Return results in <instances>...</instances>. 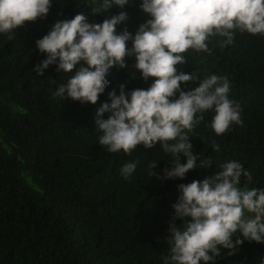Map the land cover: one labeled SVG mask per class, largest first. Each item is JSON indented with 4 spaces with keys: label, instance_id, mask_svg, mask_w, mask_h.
<instances>
[{
    "label": "trees",
    "instance_id": "obj_1",
    "mask_svg": "<svg viewBox=\"0 0 264 264\" xmlns=\"http://www.w3.org/2000/svg\"><path fill=\"white\" fill-rule=\"evenodd\" d=\"M138 2L129 0L122 8L92 16L99 0H52L47 16L16 28L14 39L0 34V264H164L178 185L211 177L220 165L237 161L251 174V180L241 176L239 187L264 189V34L235 30L231 44L215 35L207 41L208 51L190 48L183 54L186 63L179 70L194 73L198 81L227 77L229 99L239 104L242 120L217 136L210 127L214 110L204 112L203 121L187 134L193 154L211 165L198 166L183 179L150 177L153 161L157 174L172 167L159 142L151 149L139 145L131 156L99 144L95 113L110 103L108 93L118 95L120 85L126 93L147 89L153 82L141 79L134 56L125 58L124 69L109 70V86L96 105L54 97L72 75L57 72L56 64L37 76L33 69L46 55L35 41L55 22L84 12L90 21L102 23L125 12L127 19L116 31L134 35L150 18ZM197 86L181 87L190 91ZM133 161L136 169L124 179L121 168ZM228 251L223 249L215 264L264 261V244L245 241L234 255Z\"/></svg>",
    "mask_w": 264,
    "mask_h": 264
},
{
    "label": "clouds",
    "instance_id": "obj_2",
    "mask_svg": "<svg viewBox=\"0 0 264 264\" xmlns=\"http://www.w3.org/2000/svg\"><path fill=\"white\" fill-rule=\"evenodd\" d=\"M128 3L99 0L91 13L96 16ZM51 5L52 0H0V34L14 39L16 28L45 18ZM140 10L150 18L134 35L126 29L116 31L127 19L125 12L102 23L90 21L84 12L55 22L35 41L46 59L33 70L43 76L45 69L56 64L57 72L72 75L54 97L96 105L109 86V70L124 69L125 58L134 56L141 79L153 82L147 89L126 93L120 85L118 95L116 90L108 93L110 103H102L95 113V128L102 133L99 144L109 152L131 156L137 146L151 149L159 142L161 150L170 154L172 167L157 174L152 170L158 162L153 161L150 177L183 179L196 167L211 165L193 154L187 134L203 121L204 112L214 110L210 127L217 136L232 124H242L240 106L228 96L227 77L211 75L198 81L194 73L179 70L186 63L183 54L190 48L208 51L207 41L215 35L231 44L235 30L264 34V0H141ZM130 40L131 49L127 47ZM185 84L198 86L185 91L181 87ZM105 113H110L107 119L102 118ZM213 146L219 151V145L213 142ZM220 168L211 177L178 185L164 264H215L223 249L231 256L245 241L264 244V189L239 187L241 176L251 180V174L237 161ZM135 169L136 162H128L121 175L128 179ZM176 220L181 223L177 225ZM234 237L239 238L233 241Z\"/></svg>",
    "mask_w": 264,
    "mask_h": 264
},
{
    "label": "rangeland",
    "instance_id": "obj_3",
    "mask_svg": "<svg viewBox=\"0 0 264 264\" xmlns=\"http://www.w3.org/2000/svg\"><path fill=\"white\" fill-rule=\"evenodd\" d=\"M138 5H139V8H140V2H138ZM244 187L248 188L247 184L243 185L241 188H244Z\"/></svg>",
    "mask_w": 264,
    "mask_h": 264
}]
</instances>
